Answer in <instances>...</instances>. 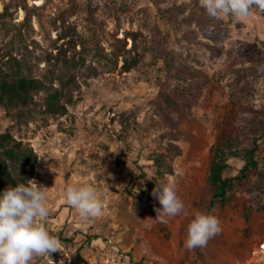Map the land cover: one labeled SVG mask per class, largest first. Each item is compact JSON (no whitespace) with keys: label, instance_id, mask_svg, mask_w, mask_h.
<instances>
[{"label":"rangeland","instance_id":"obj_1","mask_svg":"<svg viewBox=\"0 0 264 264\" xmlns=\"http://www.w3.org/2000/svg\"><path fill=\"white\" fill-rule=\"evenodd\" d=\"M68 27L81 36L75 48L60 38ZM61 48L68 65L44 59ZM4 50L44 85L23 111L0 107V132L38 154L31 180L46 187L43 223L60 243L31 264H264V7L213 19L199 0H0ZM125 57L136 61L128 71ZM48 86L70 93L63 112H45ZM230 110L238 136L261 135L257 165L211 209L220 232L189 250L187 225L205 212L210 148ZM230 164L233 177L242 161ZM168 180L185 207L163 222L152 192ZM67 184L96 188L101 215L66 205Z\"/></svg>","mask_w":264,"mask_h":264},{"label":"clouds","instance_id":"obj_2","mask_svg":"<svg viewBox=\"0 0 264 264\" xmlns=\"http://www.w3.org/2000/svg\"><path fill=\"white\" fill-rule=\"evenodd\" d=\"M254 4L264 7L261 0H199L200 8L213 19H244ZM45 188L38 186L35 180H28L26 184L17 183L0 191V264H31L34 254L50 258L60 250L59 240L43 223L49 216ZM152 195L160 204L156 216L163 222L183 212L185 206L173 181L157 182ZM64 201L86 218L102 213L98 190L92 186L67 184ZM219 232L216 216L197 211L187 225L185 247L189 250L203 248Z\"/></svg>","mask_w":264,"mask_h":264},{"label":"trees","instance_id":"obj_3","mask_svg":"<svg viewBox=\"0 0 264 264\" xmlns=\"http://www.w3.org/2000/svg\"><path fill=\"white\" fill-rule=\"evenodd\" d=\"M60 38L70 39L68 45L74 44L73 48H75V39L81 36L68 27L64 29ZM67 50L61 48L55 56L50 52L44 56V59L68 65ZM161 57L164 65L170 62L168 52L163 51ZM135 62L125 57L121 69L128 71ZM22 66H24L23 62L12 53L5 50L0 52V107L23 111L35 102L37 93L44 90V85L38 78L21 74ZM14 68L16 72H9ZM47 88L50 90L43 98L46 113H61L68 103L73 102L70 93L53 90L49 86ZM238 130L237 114L234 110H230L224 116L215 145L210 148L207 177L209 201L204 213H210L213 207L224 204L233 189V182L244 180L249 171L257 165L261 135L240 137ZM232 159L242 161V166L233 177H229L225 174L231 168L230 160ZM37 160L38 154L30 144L16 139L9 131L0 132V191L17 183H28V180H31L36 173Z\"/></svg>","mask_w":264,"mask_h":264},{"label":"built area","instance_id":"obj_4","mask_svg":"<svg viewBox=\"0 0 264 264\" xmlns=\"http://www.w3.org/2000/svg\"><path fill=\"white\" fill-rule=\"evenodd\" d=\"M263 246H264V243H261V244H260V247H263Z\"/></svg>","mask_w":264,"mask_h":264}]
</instances>
